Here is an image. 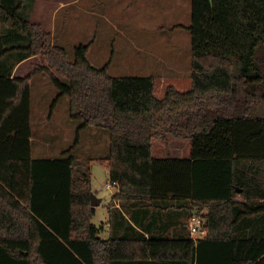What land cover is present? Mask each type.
<instances>
[{"label": "trees", "instance_id": "1", "mask_svg": "<svg viewBox=\"0 0 264 264\" xmlns=\"http://www.w3.org/2000/svg\"><path fill=\"white\" fill-rule=\"evenodd\" d=\"M26 1L0 0V264H264V0H191L193 84L170 85L163 98L153 76H112V57L93 65L94 39L70 60ZM38 55L47 64L12 76ZM7 56L15 61L5 66ZM41 73L59 91L52 111L68 96L82 120L59 157L32 155L31 80ZM89 126L110 132L99 159L120 183L114 197L189 199L191 211L208 208L207 235L102 237L93 159L72 153ZM168 134L191 140L189 157L153 155Z\"/></svg>", "mask_w": 264, "mask_h": 264}, {"label": "rangeland", "instance_id": "2", "mask_svg": "<svg viewBox=\"0 0 264 264\" xmlns=\"http://www.w3.org/2000/svg\"><path fill=\"white\" fill-rule=\"evenodd\" d=\"M48 2L35 0V8H27L25 13L33 20L40 19L46 29L53 28L54 16L57 25L60 20V25L65 24V32L56 42L66 47L70 60H74L77 44L94 39L88 58L100 68L112 57L109 68L112 76H145L152 71L164 74L174 67L186 71L191 69V34L186 28L191 21V0H137L131 5L130 1L118 0L103 9L91 10L79 6L50 9ZM3 32L4 27L0 25V33ZM143 46H147L143 48L146 51L140 48ZM4 60L7 66L13 64L15 58L7 56ZM41 64L47 62L44 56L38 55L18 63L16 73L25 76ZM160 91L158 85L157 92ZM58 93L47 74L32 78L31 124L37 137L33 143V157H59L76 141L82 120L71 117L68 96L62 97L52 111V103ZM79 135L80 142L72 153L81 164L91 156L95 158L91 160V188L97 197L103 199V204L96 206L92 221L99 227L105 226L106 231L108 210L105 205L111 202L116 189L108 188L109 165L99 158L109 153L110 132L106 128L89 126ZM195 208L208 212L206 206L197 205ZM104 231L102 237L106 236Z\"/></svg>", "mask_w": 264, "mask_h": 264}, {"label": "crops", "instance_id": "3", "mask_svg": "<svg viewBox=\"0 0 264 264\" xmlns=\"http://www.w3.org/2000/svg\"><path fill=\"white\" fill-rule=\"evenodd\" d=\"M50 9H71L79 6L84 9H103L105 5L118 1V0H49ZM129 4H133L137 0H127ZM35 0H28L25 3V8L34 9ZM55 3H59L58 6ZM90 3L100 4L99 6L90 5ZM42 7H39L41 9ZM38 9V8H37ZM32 19V18H31ZM33 20V19H32ZM33 21L42 22L40 19H34ZM61 20L56 24V16L53 18V28L50 30L55 36V40L60 39V36L65 32V24L60 25ZM191 22V21H190ZM179 25H183L179 23ZM189 25V24H188ZM187 25V26H188ZM185 26V25H184ZM56 27L58 29H56ZM189 31V30H188ZM147 46L140 47L146 48ZM192 49V47H191ZM146 51V50H145ZM36 56L29 57L19 63L26 62L35 58ZM192 57V56H191ZM151 70V69H148ZM192 67L188 71L181 70L178 67L169 69L164 74L151 72L145 76H153L155 78V94L158 98H163L168 86L172 85L179 91H187L192 87ZM12 76H20L16 73V65L13 68ZM159 85L161 91L157 92V86ZM36 135L33 130L32 137V151L33 143L36 140ZM42 144V142L40 143ZM153 155L160 158L165 157H189L191 154V140L188 137H175L168 134L164 139H155L152 142ZM106 157V156H105ZM41 158V157H34ZM95 159L94 156L90 157ZM110 175V168H109ZM110 177V176H109ZM112 195V200L105 206L108 210V219L106 221L108 229L104 231L105 226H101V230L104 231L108 238L111 235L115 236H131L137 237L141 233L147 237L150 235H160L167 237H178L189 233L188 219L191 212V207L194 204L189 199H176L172 196L167 198H119ZM103 199L101 198V203ZM100 231V235L102 233ZM102 236V235H101Z\"/></svg>", "mask_w": 264, "mask_h": 264}, {"label": "built area", "instance_id": "4", "mask_svg": "<svg viewBox=\"0 0 264 264\" xmlns=\"http://www.w3.org/2000/svg\"><path fill=\"white\" fill-rule=\"evenodd\" d=\"M108 188L120 190V183L118 181L109 180L107 183ZM206 212L200 211L198 208H195L191 211L188 219V228L190 232V237L194 240H198L207 235L206 229Z\"/></svg>", "mask_w": 264, "mask_h": 264}, {"label": "water", "instance_id": "5", "mask_svg": "<svg viewBox=\"0 0 264 264\" xmlns=\"http://www.w3.org/2000/svg\"><path fill=\"white\" fill-rule=\"evenodd\" d=\"M92 196V205L93 206H98L101 203V198L97 197L94 193L91 194Z\"/></svg>", "mask_w": 264, "mask_h": 264}]
</instances>
